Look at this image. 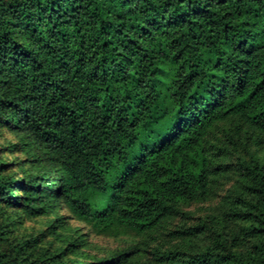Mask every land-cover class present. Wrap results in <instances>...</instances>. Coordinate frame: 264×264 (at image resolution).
I'll list each match as a JSON object with an SVG mask.
<instances>
[{"label":"trees","instance_id":"obj_1","mask_svg":"<svg viewBox=\"0 0 264 264\" xmlns=\"http://www.w3.org/2000/svg\"><path fill=\"white\" fill-rule=\"evenodd\" d=\"M0 264H264V0H0Z\"/></svg>","mask_w":264,"mask_h":264},{"label":"rangeland","instance_id":"obj_2","mask_svg":"<svg viewBox=\"0 0 264 264\" xmlns=\"http://www.w3.org/2000/svg\"><path fill=\"white\" fill-rule=\"evenodd\" d=\"M224 193H225V189H221L219 191V195L214 200L207 201L204 203L193 204L192 206L189 207V209L194 212L195 216L203 215L205 212H207L210 209V207H215L218 205ZM60 213L64 215V218L71 224V226L77 228L78 232L84 234L85 238L88 240L90 244V246L87 249L92 251H98L100 252V254L105 253L107 250L113 248L124 247L126 244H128L129 240L133 238L130 236L114 238L107 235L96 234L92 231L89 225L74 219L67 210L62 209Z\"/></svg>","mask_w":264,"mask_h":264}]
</instances>
